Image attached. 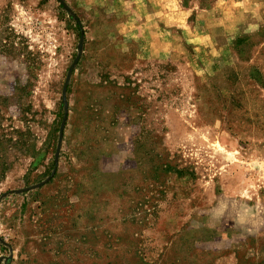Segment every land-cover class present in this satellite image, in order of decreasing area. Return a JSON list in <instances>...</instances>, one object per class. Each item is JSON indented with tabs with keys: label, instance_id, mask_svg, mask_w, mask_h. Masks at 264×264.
<instances>
[{
	"label": "rangeland",
	"instance_id": "1",
	"mask_svg": "<svg viewBox=\"0 0 264 264\" xmlns=\"http://www.w3.org/2000/svg\"><path fill=\"white\" fill-rule=\"evenodd\" d=\"M0 264H264V0H0Z\"/></svg>",
	"mask_w": 264,
	"mask_h": 264
},
{
	"label": "trees",
	"instance_id": "2",
	"mask_svg": "<svg viewBox=\"0 0 264 264\" xmlns=\"http://www.w3.org/2000/svg\"><path fill=\"white\" fill-rule=\"evenodd\" d=\"M10 166L11 165H9L8 163L4 164L3 167H2L3 172L5 173V171H8ZM4 173H2V174H4Z\"/></svg>",
	"mask_w": 264,
	"mask_h": 264
}]
</instances>
